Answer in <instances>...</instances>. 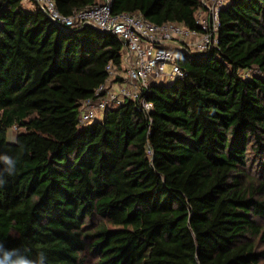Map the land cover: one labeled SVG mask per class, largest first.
<instances>
[{
	"label": "trees",
	"instance_id": "obj_1",
	"mask_svg": "<svg viewBox=\"0 0 264 264\" xmlns=\"http://www.w3.org/2000/svg\"><path fill=\"white\" fill-rule=\"evenodd\" d=\"M53 1L63 15L99 2ZM202 1L112 12L197 29ZM219 21L218 49L176 52L185 77L150 87L151 112L126 100L81 125L122 42L0 0V156L16 161L12 175L0 161L6 248L45 264H264V0H228Z\"/></svg>",
	"mask_w": 264,
	"mask_h": 264
},
{
	"label": "built area",
	"instance_id": "obj_2",
	"mask_svg": "<svg viewBox=\"0 0 264 264\" xmlns=\"http://www.w3.org/2000/svg\"><path fill=\"white\" fill-rule=\"evenodd\" d=\"M29 9L38 6L60 28H81L91 25L113 34L123 44L124 58L121 71L110 64L108 79L91 98L81 102V125L99 120L108 108H115L124 101L136 103L140 110L149 113L153 105L145 94L153 84L164 80L183 79L185 72L176 61V52L207 54L218 49L219 15L228 0H203L195 15L197 29L168 22L155 25L139 14L112 12L114 0H99L90 7L71 15L61 14L53 0H23ZM249 77V72L242 73Z\"/></svg>",
	"mask_w": 264,
	"mask_h": 264
},
{
	"label": "clouds",
	"instance_id": "obj_3",
	"mask_svg": "<svg viewBox=\"0 0 264 264\" xmlns=\"http://www.w3.org/2000/svg\"><path fill=\"white\" fill-rule=\"evenodd\" d=\"M0 161L6 165L4 172L12 175L15 172L16 161L8 156H0ZM5 181L0 174V185ZM27 251V249H25ZM46 256L43 251L38 254L36 259H29L26 255L21 254L19 249H8L4 242L0 241V264H45Z\"/></svg>",
	"mask_w": 264,
	"mask_h": 264
},
{
	"label": "rangeland",
	"instance_id": "obj_4",
	"mask_svg": "<svg viewBox=\"0 0 264 264\" xmlns=\"http://www.w3.org/2000/svg\"><path fill=\"white\" fill-rule=\"evenodd\" d=\"M25 6L27 7V6H30V5H29V4H25ZM123 50H124V49H123ZM123 58H124V54L122 53V60H123ZM173 81H174L173 79H171V80H164V81L160 82V84H161V83H162V84H169V83H171V82H173ZM16 133H17V131H16L15 128H11V129H9V130H8V133H7V140H8L9 142H13L14 139H15ZM88 261H89L88 264H91V263H92V260H91V259L88 260Z\"/></svg>",
	"mask_w": 264,
	"mask_h": 264
},
{
	"label": "crops",
	"instance_id": "obj_5",
	"mask_svg": "<svg viewBox=\"0 0 264 264\" xmlns=\"http://www.w3.org/2000/svg\"><path fill=\"white\" fill-rule=\"evenodd\" d=\"M123 54H124V50H123ZM122 62H123V60H122ZM122 67H123V63H122Z\"/></svg>",
	"mask_w": 264,
	"mask_h": 264
}]
</instances>
